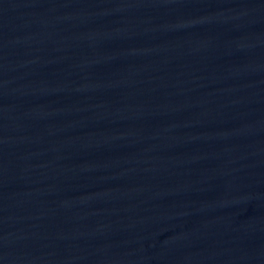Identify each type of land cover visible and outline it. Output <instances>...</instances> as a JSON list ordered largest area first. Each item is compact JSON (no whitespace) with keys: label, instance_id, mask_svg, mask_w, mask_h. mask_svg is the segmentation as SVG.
Returning a JSON list of instances; mask_svg holds the SVG:
<instances>
[{"label":"water","instance_id":"obj_1","mask_svg":"<svg viewBox=\"0 0 264 264\" xmlns=\"http://www.w3.org/2000/svg\"><path fill=\"white\" fill-rule=\"evenodd\" d=\"M0 264H264V0H0Z\"/></svg>","mask_w":264,"mask_h":264}]
</instances>
